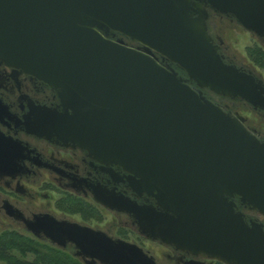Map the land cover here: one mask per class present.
Wrapping results in <instances>:
<instances>
[{
    "label": "water",
    "instance_id": "1",
    "mask_svg": "<svg viewBox=\"0 0 264 264\" xmlns=\"http://www.w3.org/2000/svg\"><path fill=\"white\" fill-rule=\"evenodd\" d=\"M206 6L264 35V0H0V62L57 91L60 109L40 108L31 131L120 165L132 193L155 200L104 190L97 202L130 214L148 238L224 264H264L262 226L237 208L264 214V142L187 84L261 102L253 77L221 59ZM28 225L110 262L153 264L136 245L88 227L48 216Z\"/></svg>",
    "mask_w": 264,
    "mask_h": 264
},
{
    "label": "flooded vegetation",
    "instance_id": "2",
    "mask_svg": "<svg viewBox=\"0 0 264 264\" xmlns=\"http://www.w3.org/2000/svg\"><path fill=\"white\" fill-rule=\"evenodd\" d=\"M206 10L209 34L221 59L253 77L259 86L261 102L216 94L208 88H199L190 79L187 84L199 90L225 114L236 118L257 140L264 142V35L246 30L233 14L215 11L209 6ZM222 20L239 26L250 37L252 42L244 57L239 58L227 49L220 34ZM109 38L119 39L133 48L140 45L119 32H113ZM154 54L160 63L170 64L183 77H188L175 64L156 52ZM59 105L60 98L54 88L32 74L0 62V145L16 146L15 151L2 150L0 153V160L5 164L0 168L1 232L19 228L33 239L67 253L74 264H119L85 253L72 240L58 244L42 230L35 236L28 224L36 217L48 216L58 222L88 227L111 239L134 244L153 264H224L187 248L148 238L140 232L130 214L97 202L95 193L104 196L102 193L107 190L139 204H155V200L144 193L140 196L132 193L126 177L128 172L120 165L99 161L86 149L62 143L56 136L46 137L31 131L29 123L36 121L40 108L60 109ZM237 208L248 224L251 221L259 223L264 232V214L239 201ZM123 225L140 241L119 233Z\"/></svg>",
    "mask_w": 264,
    "mask_h": 264
},
{
    "label": "trees",
    "instance_id": "3",
    "mask_svg": "<svg viewBox=\"0 0 264 264\" xmlns=\"http://www.w3.org/2000/svg\"><path fill=\"white\" fill-rule=\"evenodd\" d=\"M23 239V235L15 231L0 234V261L6 264H74L67 253L60 254L59 250L50 245H45L47 252L42 253L38 241ZM27 253H32L33 258H26Z\"/></svg>",
    "mask_w": 264,
    "mask_h": 264
},
{
    "label": "rangeland",
    "instance_id": "4",
    "mask_svg": "<svg viewBox=\"0 0 264 264\" xmlns=\"http://www.w3.org/2000/svg\"><path fill=\"white\" fill-rule=\"evenodd\" d=\"M220 34L224 40L225 45L227 46V49L229 51L235 52L237 54V56L239 58H242V56H245L246 53V48H248L251 45V40L250 37L239 27V26H234L232 24L229 23V21H225L222 20L221 23V28H220ZM119 233L123 234V235H127L128 237H131V239H138L137 236L130 230L127 229L125 227V225H123L120 229H119ZM5 231H10V230H5ZM0 230V234H2L3 232ZM15 231L20 232V234L22 233L24 239L26 241L31 240H35L38 241L36 239H33L32 236L26 235L25 233H23V231L21 229H16ZM136 241H140L136 240ZM37 244L41 245L40 246V251L42 253H46V248L48 244L42 243L40 241L37 242ZM38 247V246H37ZM39 249V247H38ZM56 250H58L57 248H55ZM48 250V249H47ZM60 254H66L62 251H59ZM33 254L32 253H27L26 254V258H28L29 260L33 258ZM71 258V262H74V260ZM0 264H6L5 262L0 261Z\"/></svg>",
    "mask_w": 264,
    "mask_h": 264
}]
</instances>
